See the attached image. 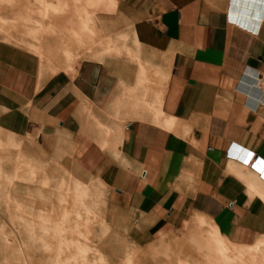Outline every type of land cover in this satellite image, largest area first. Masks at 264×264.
<instances>
[{"label":"crops","instance_id":"obj_1","mask_svg":"<svg viewBox=\"0 0 264 264\" xmlns=\"http://www.w3.org/2000/svg\"><path fill=\"white\" fill-rule=\"evenodd\" d=\"M119 1L136 60L82 59L42 78L40 54L0 42V130L54 148L66 138L61 167L98 179L141 247L196 213L229 244L264 240V0Z\"/></svg>","mask_w":264,"mask_h":264},{"label":"rangeland","instance_id":"obj_2","mask_svg":"<svg viewBox=\"0 0 264 264\" xmlns=\"http://www.w3.org/2000/svg\"><path fill=\"white\" fill-rule=\"evenodd\" d=\"M12 1L16 2L18 0ZM25 1L26 2H22L27 6L34 4L37 0ZM110 1L113 6L112 9L108 7L99 9L94 0H72L70 4L65 1H60V8L64 10L62 13L58 14L55 19H52L54 20L53 23L55 27H57L55 29L59 32L57 35L62 39H69L74 35L83 36L85 40L89 42L88 46H86L87 48L79 45L77 46L84 54L91 52L90 49L93 46L89 47V44L95 41L98 44L101 42L99 48L103 50L96 51L92 59L102 60L105 57L120 58L122 53L123 57H126V47L128 44L131 41L137 42L135 32L131 26L130 29H128L130 23L129 14H127L125 10L119 8L120 1ZM73 9L74 11H72ZM33 12V10H27L25 8L19 15H15L13 18H9V16L4 14L0 27V42L12 44L15 47L18 46L17 48L31 50L36 52L35 54L39 57L41 55L45 65L50 66V68L41 66L40 76H42V78L50 77L60 70L74 72V64L83 59L75 57V52L77 50L75 51L70 48L67 53L66 50L63 51L58 48L59 50H57L55 54L57 58L55 56L50 57L47 55V51H43L46 50V47H41L38 43V39L33 35L26 34L25 36L27 39H23V31L27 28L25 27L24 21H26L25 19L30 21L36 19ZM123 16L128 18H122ZM120 32L122 35L121 40H117L116 43L112 42V39L115 36H119ZM57 45L60 46L61 44ZM137 45L138 44L133 46L134 55L128 58L134 60L138 59V53L136 51ZM74 47L75 44L72 43V48ZM53 70L58 71L53 73ZM131 102L137 103L138 106L139 101L136 99L135 95L132 96L131 101H127L126 105ZM162 116L163 114L161 111H158L157 117L162 118ZM96 122L101 130L107 131L113 138L119 136L120 133L117 130V125H113L115 123L106 126L104 122L97 117ZM172 125L173 123L171 120V126ZM17 139L26 144L24 146L30 155L36 157L38 160H43V168L38 165L31 174L38 176L36 178V183L40 179L44 181L47 192L43 190L44 187L42 189L39 188V190H43L46 194L47 201L45 202L49 203L51 199L56 201L57 199H59V201L63 199V202L60 201L62 206L61 211L59 208H54L55 210H53L55 214L54 219L57 217V219L60 220L59 213H61V220H63V222L65 221V224L74 220L76 224L79 225L78 229L81 232L89 230L93 233L94 237L103 234L107 235L108 245L111 248L108 254L110 264H115V261L117 262L118 259L125 260L126 256L133 258L136 254L142 262L145 260L153 261L157 259L170 260L171 256L175 258V256L180 255L182 260H177L176 257L174 261L176 264H192L194 261H196V263H202L203 254L210 257L206 262L207 264H228L229 262L232 264H241L243 260L252 262L256 258L264 256V240H258L251 246L229 244L223 239L213 222L209 221V219H205L204 216L198 213L193 216L188 229L172 233L173 235H164L155 243L150 244L149 246L152 247L147 251L148 253H145L143 250L149 246L141 247L143 245L139 246L134 242L136 236L135 230H132V227H135V225L132 226L134 223L133 217H130L131 215H129V212L121 211L115 206L114 202L110 201L111 194L104 189L100 181L96 179L91 184H84L61 167L60 160L66 153L70 152L66 138L62 136L58 137L55 148L53 146L50 147L45 138L40 139L30 136L17 137ZM0 141L2 142L1 144H4L2 137ZM1 151L0 149V152ZM49 162L56 165L57 169L49 172ZM36 171L38 173H35ZM9 173H11V175ZM16 174L18 180L23 178L22 180H25L23 183H29L31 174L21 173L18 170L15 171V175ZM18 174L20 175L18 176ZM3 176L5 177L2 178ZM11 176L12 172H0V264H26V248H28V246L41 248L47 245L43 240L44 238L39 234L43 228L40 226V219L37 217L39 211L43 210L42 208H47V206H39V193H36L37 190L35 188L31 194L29 192V195L27 194L28 192H24V194L21 195L16 194L10 182ZM41 176L42 178H40ZM17 183L16 178L15 186ZM76 183H79V188L82 190H79V193H76ZM68 190L73 191L75 195L68 193ZM29 196H31V199H29ZM56 207H58V205ZM31 212L32 214L30 215ZM87 222L89 226L86 227L84 223ZM29 226H31L32 231ZM129 229V236L132 240L128 236ZM207 239L213 241L210 242V246L206 244ZM5 241H7L8 245L13 244L12 248H8L5 245ZM127 241H130L134 247H137V253L131 246H128ZM175 246L176 250L173 251L172 247ZM196 253H198V255H195ZM237 253L239 254V258L242 257L241 259L234 261L227 257V254ZM5 257L8 258V262H4Z\"/></svg>","mask_w":264,"mask_h":264},{"label":"bare ground","instance_id":"obj_3","mask_svg":"<svg viewBox=\"0 0 264 264\" xmlns=\"http://www.w3.org/2000/svg\"><path fill=\"white\" fill-rule=\"evenodd\" d=\"M22 1L26 2L25 0ZM22 1L18 0L15 2L12 0H0V27L3 21L2 17L4 14L9 16V18H13L15 15H19V13H21L26 8L27 10L34 11L33 14L36 17V19L32 21L25 19L26 20L24 21L26 25L25 27L27 28H25V31H23L24 32L23 39H27V37L25 36L26 34L33 35L35 38L38 39L39 41L38 43L41 45V47H46V50L43 51H47L48 56L50 57L55 56L56 51L59 50L58 48L62 49L63 51L66 50L67 53L71 48L74 49L75 51L77 50L75 52L76 53L75 57H79L83 59H92L94 58V53L96 51L103 50L99 48L101 42L98 44L96 41L95 42L92 41L94 43L91 42L92 44H89V47L93 46L90 49L91 52L84 54L82 53V51L79 50V47L77 46V45L81 47L88 46L89 42L86 41L83 36L80 37L78 35L73 34L74 36L70 37L69 39H62L59 37V35H57L59 32H57V30L55 29L57 27H55L53 23L54 20L52 19H55L58 16V14L62 13L64 10L60 8V1H65L68 4H70L72 0L71 1L70 0H37L34 4H30L27 6ZM94 1L99 9H103L107 7L111 9L113 8L110 0H94ZM72 11H74V9ZM121 36L122 35L120 32V35L115 36L112 39L113 40L112 42L116 43L117 40H121ZM72 43L75 44L74 48H72ZM57 44H61V45L58 46ZM136 44L138 43L134 41H131L128 44V46L126 47L127 57H132L134 55L133 46H135ZM55 57L57 58V56ZM126 107H129L131 111H135L137 108V103L131 102ZM113 125H117L116 126L117 130L120 133L121 132V128L119 127L120 124L115 123ZM6 132L1 131L0 134V138L2 137L4 141L3 142L4 144H1L2 142L0 141V149L2 150L0 152V172L1 173L12 172L10 182L12 187H14L16 194L21 195L24 194V192H28L27 194L29 195V192L31 194L33 189L35 188L37 190L36 193H39V198L37 197L38 200H40L39 206H47V208L46 207L42 208L43 210H40L39 214H37V217L40 219L39 224H41L40 226L43 228L42 231L39 232V234L41 235V237L44 238L43 240L47 245L46 246L44 245L41 248H33L32 246H28V248H26L27 250V257L25 258L26 264H110L108 254L111 248L108 245V239L106 238L107 235L103 234L94 237L93 233L89 230H86V232H81L78 229L79 225H77L74 220L65 224V221L63 222V220H61L62 217L61 213H59L60 220H58L57 217L54 219L55 214L53 213L54 212L53 210L59 208L61 211L62 206L60 201H62L63 199L59 201V199L56 198L57 201L51 199L49 200L50 201L49 203L45 202L47 200H46V194L44 193L43 190H45V192L47 191L45 188L44 181L40 179L36 183V178L38 176L31 174L35 171L36 166L40 165L43 168V160L42 159L38 160L36 159V157L30 155V153L26 151V148L24 146L26 144L24 142L19 141L17 139V136L11 135L10 133H6ZM35 147L37 148L36 145ZM49 164H50V168L48 169L49 172L50 171L52 172L53 170L57 169L56 168L57 166L54 165L52 162H49ZM16 170L20 171L21 173L31 174L30 175L31 179H29V183L27 182L23 183V181H25L22 180L23 178L18 180L17 174L15 175ZM35 173L38 172L36 171ZM9 174L11 175V173ZM240 174L245 175V173L243 172H241ZM19 175L20 174H18V176ZM4 177L5 176H3L2 178ZM16 178L18 183L15 186ZM40 178H42V176ZM252 181L250 183H252ZM254 183L252 185H254ZM255 185H259V184H255ZM43 187H44L43 190H39V188L42 189ZM250 187L253 190H255L253 186ZM67 188L71 189L69 187ZM79 190H81L79 188V183H76V193H79ZM257 190L258 188L255 191ZM67 192L75 195L73 191L68 190ZM29 197H30L29 199H31V196ZM57 205L58 207H56ZM31 214L32 212L30 213V215ZM84 224L86 227L89 226L88 222ZM29 228L32 231L31 226H29ZM206 242H207L206 243L207 246H210L211 245L210 242L213 241L207 239ZM127 244L128 246H131V248H133L134 251L137 253L136 251L137 247H134V245L130 241L129 242L127 241ZM5 245L8 248H12L13 246V244L8 245L7 241H5ZM151 247L149 246L145 248L143 252L148 253L147 251L150 250ZM175 248L176 246L172 247V250L175 251L176 250ZM195 255H198V253H196ZM176 257L177 260L179 259L182 260V257L180 255H177L175 256V258L174 256L173 257L171 256L170 260L157 259L153 261L145 260L142 262L136 254L134 255L133 258L126 256L125 260L118 259L117 262L115 261V264H176L174 262ZM202 257H203L202 263H196V261H194V263L192 264H207L206 262L210 257L205 256V254H203ZM227 257L234 261L242 258V257L239 258L238 253L227 254ZM8 261H9L8 258L5 257L4 262H8ZM228 264H232V263L229 262ZM241 264H264V256L260 258H256L252 262L251 261L246 262L243 260V263Z\"/></svg>","mask_w":264,"mask_h":264}]
</instances>
